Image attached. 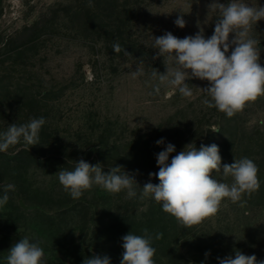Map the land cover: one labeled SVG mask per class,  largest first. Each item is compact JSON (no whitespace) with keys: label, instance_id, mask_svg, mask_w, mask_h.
Returning <instances> with one entry per match:
<instances>
[{"label":"rangeland","instance_id":"1","mask_svg":"<svg viewBox=\"0 0 264 264\" xmlns=\"http://www.w3.org/2000/svg\"><path fill=\"white\" fill-rule=\"evenodd\" d=\"M243 2L264 6V0ZM209 3L0 0V133L12 123L46 121L40 144L26 146L21 138L0 152V197L5 185L15 186L0 207V264L23 237L42 242L45 264H83L93 254L120 264L122 237L131 231L143 235L144 229L153 237L163 233L162 239H153L155 264H219L218 258L234 257L236 251L264 260V96L229 118L202 103L208 81L186 80L193 95L184 97L151 76L154 70L166 73V66L176 67L167 54L157 57L153 37L170 31L182 39L202 31L209 38L219 18ZM180 15L184 28L174 24ZM249 35L258 41L264 66V20ZM116 42L131 56L116 54ZM137 68L144 74L134 78ZM220 127L221 133L213 132ZM160 138L175 145L169 162L187 144L199 149L227 141L221 164L253 160L260 188L236 203L225 199L215 216L185 228L151 195L140 198L145 179L159 183L149 173L159 171L156 154L165 147L155 143ZM52 156L55 160L42 163ZM81 158L101 163L105 171L115 165L138 171L137 196L94 185L73 199L56 173L72 170ZM213 176L233 182L222 173Z\"/></svg>","mask_w":264,"mask_h":264},{"label":"clouds","instance_id":"2","mask_svg":"<svg viewBox=\"0 0 264 264\" xmlns=\"http://www.w3.org/2000/svg\"><path fill=\"white\" fill-rule=\"evenodd\" d=\"M207 7L219 12L214 32L209 38H205L202 31L182 39L170 31L153 37L157 57L167 54L175 61L176 67L171 69L166 66V73L154 70L151 76L158 79L160 84L178 88L184 97L193 95L186 80L198 78L208 81V86L202 89L207 95L202 103L231 118L248 103L264 96V66L260 63L258 41L249 35L252 26L264 20V6L253 7L243 0H228L227 3L211 0ZM174 24L184 28L186 21L183 15L178 16ZM230 34H234L231 40ZM112 48L116 54L131 56L118 42ZM143 74L139 68L132 73L134 78ZM159 90L158 84L155 91L158 93ZM45 123V119L40 117L26 124H9L7 130L0 133V152L20 143L21 138L26 146L40 144L39 134ZM155 143L165 145V139L160 138ZM175 151V145L169 142L156 154L159 171L150 172L149 178L156 177L159 183H145L140 198L151 195L161 203L165 213L185 228L215 216L225 199L236 203L241 201L244 194L251 195L260 188L257 164L249 158H242L222 165L220 149L215 143L207 146L201 144L199 149L193 143L187 144L169 162L170 155ZM213 173H222L224 178L231 177L233 182H221L214 178ZM137 174L138 171H125L122 165L105 171L101 163L93 165L83 158L74 161L72 170H59L56 173L59 183L73 199L81 198L94 185L108 193L126 190L128 198H134L139 186L135 179ZM14 190L12 184L4 186L0 207L8 203V193ZM162 237L163 233H156L153 237L148 229L143 230V235L129 232L122 237L124 251L120 264H155L153 239ZM41 243L31 242L28 237L20 238L8 250L6 264H45ZM218 260L219 264H264V260H258L256 255H245L241 251H236L234 257L229 255ZM83 264H111V258L106 254H93L85 258Z\"/></svg>","mask_w":264,"mask_h":264},{"label":"trees","instance_id":"3","mask_svg":"<svg viewBox=\"0 0 264 264\" xmlns=\"http://www.w3.org/2000/svg\"><path fill=\"white\" fill-rule=\"evenodd\" d=\"M217 130L219 131V132H215V133H221V131H223V128L222 127H220V128H217ZM198 142H203V140L201 141H198ZM227 141H224L223 143H221V145L219 146V149H220V153H224V151H225V147L227 146ZM199 145V144H198ZM19 154V153H18ZM17 157H19V156H16L15 157V159L17 158ZM54 156H52V157H50L49 159H46V160H43L42 161V163H47L46 161H49V160H55V158H53ZM153 180V179H152ZM145 183H148V182H150V181H148L147 179H145ZM152 182V181H151Z\"/></svg>","mask_w":264,"mask_h":264}]
</instances>
